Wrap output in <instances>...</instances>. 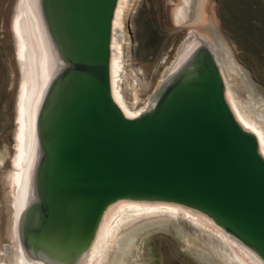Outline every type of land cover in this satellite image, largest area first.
Returning a JSON list of instances; mask_svg holds the SVG:
<instances>
[{
  "label": "water",
  "instance_id": "water-1",
  "mask_svg": "<svg viewBox=\"0 0 264 264\" xmlns=\"http://www.w3.org/2000/svg\"><path fill=\"white\" fill-rule=\"evenodd\" d=\"M119 0H38L60 62L35 119L33 197L17 217L26 256L80 264L117 202L198 212L264 264V157L235 117L217 61L202 44L127 117L113 98ZM178 26L192 20L183 8Z\"/></svg>",
  "mask_w": 264,
  "mask_h": 264
},
{
  "label": "rangeland",
  "instance_id": "rangeland-1",
  "mask_svg": "<svg viewBox=\"0 0 264 264\" xmlns=\"http://www.w3.org/2000/svg\"><path fill=\"white\" fill-rule=\"evenodd\" d=\"M19 2L0 0V264H17L20 246L15 202L16 196H21L16 183L20 168L15 162L21 132V90L26 81L15 28ZM182 7V0H123L115 32L119 39L115 82L126 112L135 115L149 108L152 94L178 64L181 47L191 37L203 40L197 38L198 44H209L220 62L224 55L219 58L216 36L249 78L247 83L222 67L229 103L264 140V0H196L191 22L178 26L174 17L179 21L176 14ZM50 60L55 63L54 58ZM141 204L159 207L151 213L137 207ZM166 206L125 201L107 219L102 244L88 264H116L120 252L127 253L120 241L123 234L161 218L167 223L139 233L119 264H255L213 222L191 212L177 211L175 216L160 213Z\"/></svg>",
  "mask_w": 264,
  "mask_h": 264
},
{
  "label": "bare ground",
  "instance_id": "bare-ground-1",
  "mask_svg": "<svg viewBox=\"0 0 264 264\" xmlns=\"http://www.w3.org/2000/svg\"><path fill=\"white\" fill-rule=\"evenodd\" d=\"M32 2V3H31ZM123 0L118 1L116 13H115V18L113 21V33H112V43H111V82H112V94L113 98L116 101V103L119 105L123 113L129 117L133 118L138 116L144 111H141L137 114H128L126 112L127 110L125 109V106L121 102V98L118 94V91L116 89V82H115V75L118 71L119 68V63H118V36L115 35V32L117 31V26L119 27L118 23V17L119 13L121 10V5H122ZM183 2V7L178 9V13L176 14L177 19L180 21V19L183 17V8L184 5L187 7L188 5L192 6L193 3V8L195 5L196 0H182ZM18 11H17V19L15 23V28L18 34V52H19V60L20 64L22 66V70H24V82L23 88L21 90V101H20V119H21V132L19 135V154L17 161L15 162V165L18 169L20 168V171L17 173V185L19 186V190H21V196L15 198V202L17 204L16 207V213L18 214L27 201L33 197V174H34V168L37 162L38 158V147H37V141H36V136H35V119L36 115L39 109V104L42 99V93L44 92V89L46 85L48 84L49 80L53 76V74L58 70L60 67V62L57 59L51 44L47 38V34L45 32V29L42 24L41 16L39 13V6H38V0H20L18 3ZM129 34V32H128ZM130 38L132 36L129 34ZM195 37V36H193ZM197 37V36H196ZM215 38V45L217 46L219 52L221 53L219 58L223 56V58L219 60L216 58L214 53L212 52L211 48L205 44V43H199L198 40L202 41L203 40L199 37L198 40L197 38H192L191 40H187L182 47H181V52H180V60L177 62L172 71H169V75L165 76L164 82L171 74H173L179 67L180 65L190 56V54L200 45L205 44L207 47L211 50L213 53L217 64L222 72V67H224L225 70L230 72L231 74H235L238 77H241L243 80H245L247 83H249V78L246 74V72L241 68L233 59L231 55L227 52L225 48L222 47V42L220 41L219 38L214 36ZM199 41V42H200ZM222 49H224V52H221ZM54 58L55 63H53L50 58ZM28 61V62H27ZM30 64V66H29ZM28 67V69H27ZM30 68V69H29ZM224 78V76H223ZM225 80V79H224ZM161 82V83H162ZM226 83V82H225ZM228 100V98H227ZM229 102V100H228ZM230 104V103H229ZM235 117L237 118L238 122L247 130H250L253 132L259 142V148L260 152L264 157V140L261 136V134L251 128L248 125L246 121L243 120V118L235 111L233 106L230 104ZM147 110V109H146ZM34 114V117L32 118V115ZM34 129V132H33ZM29 159L31 161L29 162ZM3 157L0 154V166L2 164ZM19 194V191H17ZM18 201V202H17ZM125 201L117 202L114 205L110 206L107 211L105 212V215L103 217V220L100 224L97 236L91 245L89 251L87 254L84 256L83 260L81 261L80 264H88L93 255L97 252L99 246L102 244L103 236L105 235V223L111 213L118 207L122 206ZM160 205V203H157ZM164 204V203H163ZM164 210H161L160 213H163L164 211L169 213L172 216L176 215L177 211L180 212H186V213H193L194 215L198 216V219L201 217L209 222H211L209 219H207L205 216L202 214L192 211L190 209L175 205V207H170L174 205L167 204ZM137 207H145L148 208L147 211L153 213L155 209H157L159 206L157 205H146V204H141L137 205ZM156 211V210H155ZM16 214V215H17ZM113 214V213H112ZM190 215V214H189ZM192 217V216H191ZM204 220V221H205ZM168 220L166 219H159V220H151L148 222H144L141 224H138L137 226L134 227L133 231L127 232V234H123V237L120 239L122 242L123 246L126 247V252L123 253L120 252L119 258L116 261V264H119V262L123 259V255H128L130 253V245L133 243L135 237L145 231L153 228L157 224H163L167 223ZM201 221V220H200ZM176 230L182 235V236H187L186 233L181 229L177 228ZM221 230V229H220ZM224 235L228 240H230L241 252L246 254L255 264H263L260 259H258L251 251H249L247 248H245L242 244H240L237 240L226 234L224 231L221 230ZM220 232V233H221ZM120 241H117L118 245H120ZM20 245V242H19ZM18 249V263L17 264H41L39 262L33 261L29 259L26 254L24 253L21 245L17 248ZM195 251H197L195 249ZM201 254V253H200ZM206 256V255H205ZM207 257V256H206ZM116 259L113 260L115 262Z\"/></svg>",
  "mask_w": 264,
  "mask_h": 264
},
{
  "label": "crops",
  "instance_id": "crops-1",
  "mask_svg": "<svg viewBox=\"0 0 264 264\" xmlns=\"http://www.w3.org/2000/svg\"><path fill=\"white\" fill-rule=\"evenodd\" d=\"M192 6H193V3H192ZM192 6H191V11H190L191 13L190 14H192V11H193V7Z\"/></svg>",
  "mask_w": 264,
  "mask_h": 264
},
{
  "label": "flooded vegetation",
  "instance_id": "flooded-vegetation-1",
  "mask_svg": "<svg viewBox=\"0 0 264 264\" xmlns=\"http://www.w3.org/2000/svg\"><path fill=\"white\" fill-rule=\"evenodd\" d=\"M32 3V2H31ZM128 37H129V35H128Z\"/></svg>",
  "mask_w": 264,
  "mask_h": 264
},
{
  "label": "trees",
  "instance_id": "trees-1",
  "mask_svg": "<svg viewBox=\"0 0 264 264\" xmlns=\"http://www.w3.org/2000/svg\"><path fill=\"white\" fill-rule=\"evenodd\" d=\"M264 31V30H263Z\"/></svg>",
  "mask_w": 264,
  "mask_h": 264
}]
</instances>
